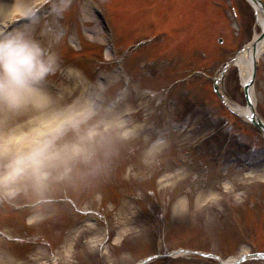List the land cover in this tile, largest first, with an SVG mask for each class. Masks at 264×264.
Wrapping results in <instances>:
<instances>
[{
  "label": "rangeland",
  "instance_id": "obj_1",
  "mask_svg": "<svg viewBox=\"0 0 264 264\" xmlns=\"http://www.w3.org/2000/svg\"><path fill=\"white\" fill-rule=\"evenodd\" d=\"M95 1L104 4L117 30V43L123 54L114 56L109 50L105 33L90 6L94 4L92 0H71L68 11L58 16L52 14L56 7L52 0H0V24L7 27L13 20L26 19L38 11L42 14L39 18L44 31L58 27L62 32L59 45L62 67L53 77V85L73 87L76 81L69 71L71 68L93 76L94 82H115L125 91L138 118L154 121L151 122L153 127L148 124L150 134L163 140L167 147L149 165L140 159V145L133 146L117 162L110 181L100 185L103 188L108 184L119 186L115 190L122 192V197L108 193L119 199L117 203L107 202L106 205L101 203L99 196L94 201L84 199L92 196V193L87 194L79 199L81 205L77 206V215H72L71 205L68 204V209L67 200H64L57 215L61 219L57 223L60 232L54 227L57 216L43 222H30L23 212L0 211V260L12 258L14 264H136L145 255L159 252L161 257L166 252L170 255L166 263L195 264L188 260L191 256L182 255L178 261L171 256L183 245L181 240L188 236L186 226L189 224L213 234L214 249L226 237L229 248L222 249L221 254L227 256L235 250L239 233L231 217L241 212L242 203L258 188L255 185L264 180V151L260 156L242 154L238 162L233 161L235 157L226 160L224 155L220 173L215 170L214 163L208 162L209 156L206 158L201 151H194L192 159L200 161L193 162L207 165L203 178L188 164L174 166L170 158L176 156V148L194 147L203 135L212 132L211 114L206 107L209 102H217L224 112H230L225 122H233L249 140L256 136L254 126L234 113L212 91L211 79L210 83L198 80L182 83V77L196 69L215 74L219 70L217 66L228 56L232 63L260 31L254 10L245 0ZM232 7L237 11L235 22ZM125 8L138 16L145 13L149 32L137 24L144 19L132 17ZM113 10H119L118 17ZM146 37H151L150 43L135 50L137 52L124 53L133 43ZM220 38L223 41L219 45ZM124 62L135 82L127 76ZM238 72L234 64L226 67L220 90L232 104L245 105ZM153 74L156 76L152 77ZM254 90L256 106L264 116V59L258 67ZM173 101L176 102L171 104ZM191 102L199 105L196 108ZM250 131L254 136L247 134ZM125 183L129 186L124 187ZM126 191L137 196L133 208L142 210L140 214L135 212L138 217L124 199ZM181 208L188 211H178ZM153 211L161 213L149 216ZM67 214L72 217L71 225L64 219ZM162 231H167L168 242L156 250L155 240L160 233L164 236ZM183 232L187 236H181ZM174 235L177 237H172ZM49 238L55 241V246L51 240L52 245L48 244ZM214 249L212 251L217 252ZM250 250L243 245L235 251L250 253ZM259 251L262 249H256ZM250 258L245 263L264 264V259Z\"/></svg>",
  "mask_w": 264,
  "mask_h": 264
},
{
  "label": "clouds",
  "instance_id": "obj_2",
  "mask_svg": "<svg viewBox=\"0 0 264 264\" xmlns=\"http://www.w3.org/2000/svg\"><path fill=\"white\" fill-rule=\"evenodd\" d=\"M52 2L54 16L71 4ZM61 41L58 27L41 28L38 11L0 24V211L23 212L30 222L56 217L66 194L109 182L133 146H141L145 165L167 147L115 82L53 85Z\"/></svg>",
  "mask_w": 264,
  "mask_h": 264
},
{
  "label": "bare ground",
  "instance_id": "obj_3",
  "mask_svg": "<svg viewBox=\"0 0 264 264\" xmlns=\"http://www.w3.org/2000/svg\"><path fill=\"white\" fill-rule=\"evenodd\" d=\"M254 7L257 12V23L261 28V31L254 36L253 42L250 43L242 53H240L235 61V65L239 70L241 84H246L252 76L253 62L259 60L261 54L264 51V38L260 40V33L264 30V14L262 7L259 3L254 4ZM251 98L254 102L255 100V90H251ZM237 112L241 113L245 117H249L250 111L249 108H242L241 106L233 107Z\"/></svg>",
  "mask_w": 264,
  "mask_h": 264
}]
</instances>
